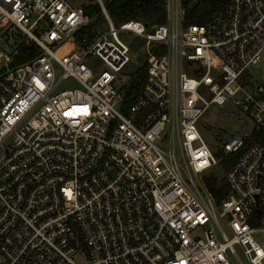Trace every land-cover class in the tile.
<instances>
[{
  "label": "built area",
  "instance_id": "2783aa9c",
  "mask_svg": "<svg viewBox=\"0 0 264 264\" xmlns=\"http://www.w3.org/2000/svg\"><path fill=\"white\" fill-rule=\"evenodd\" d=\"M163 5L147 26L105 0H0V264H264V0L201 22ZM121 33L145 62L127 104ZM213 104L251 122L217 157L197 128ZM226 160L217 199L205 172Z\"/></svg>",
  "mask_w": 264,
  "mask_h": 264
},
{
  "label": "trees",
  "instance_id": "16d2710c",
  "mask_svg": "<svg viewBox=\"0 0 264 264\" xmlns=\"http://www.w3.org/2000/svg\"><path fill=\"white\" fill-rule=\"evenodd\" d=\"M164 0H105L106 8L112 20L115 23L123 19L135 18L144 22L147 26L155 22L156 15L164 9ZM225 0H184L185 21L201 22L215 8L219 7ZM85 11L89 14L97 12L96 5L85 6ZM93 25L86 26L78 33L75 38L81 42L85 35H89ZM145 73V62H141L134 69L130 70L128 75V83L126 84V92L124 103H129L133 96L140 90ZM227 166V160L223 163V167ZM206 187L219 199L225 195V186L222 180H217L213 175L204 177Z\"/></svg>",
  "mask_w": 264,
  "mask_h": 264
},
{
  "label": "rangeland",
  "instance_id": "374dc122",
  "mask_svg": "<svg viewBox=\"0 0 264 264\" xmlns=\"http://www.w3.org/2000/svg\"><path fill=\"white\" fill-rule=\"evenodd\" d=\"M74 1L77 2V0ZM120 37L134 50L131 54L133 59L127 65L129 70L134 69L142 62L143 51L140 47L141 41L129 33H121ZM251 72L253 77L264 76V55L261 57V63L252 68ZM66 84L70 85L73 84V82L70 79H67L63 85ZM250 124V120L243 115L237 114L232 106L227 104L223 106L213 104L206 110V112H204L197 124V128L204 142L211 149L213 155L217 157L221 155V147L224 148L222 142H219V138L221 137L223 139L231 134L247 132ZM223 168L224 167L220 164L213 165L205 173L210 172V174H213L217 180L221 181ZM254 235L259 241H263L264 243V232L258 231L255 232ZM78 262H81V258L78 259Z\"/></svg>",
  "mask_w": 264,
  "mask_h": 264
},
{
  "label": "water",
  "instance_id": "95a60500",
  "mask_svg": "<svg viewBox=\"0 0 264 264\" xmlns=\"http://www.w3.org/2000/svg\"><path fill=\"white\" fill-rule=\"evenodd\" d=\"M164 16H165V11L164 10H161L155 17V21L157 23H163L164 21Z\"/></svg>",
  "mask_w": 264,
  "mask_h": 264
}]
</instances>
